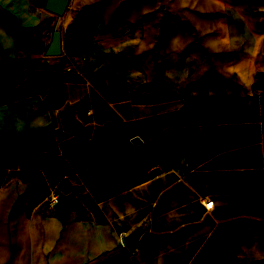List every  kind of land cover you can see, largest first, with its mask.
Returning a JSON list of instances; mask_svg holds the SVG:
<instances>
[{"label": "crops", "instance_id": "1", "mask_svg": "<svg viewBox=\"0 0 264 264\" xmlns=\"http://www.w3.org/2000/svg\"><path fill=\"white\" fill-rule=\"evenodd\" d=\"M44 2L0 0V264H264V0Z\"/></svg>", "mask_w": 264, "mask_h": 264}, {"label": "water", "instance_id": "2", "mask_svg": "<svg viewBox=\"0 0 264 264\" xmlns=\"http://www.w3.org/2000/svg\"><path fill=\"white\" fill-rule=\"evenodd\" d=\"M68 0H45L44 7L57 15H61L66 7ZM61 52V34L60 30L55 28L50 37L48 46L45 49V54H58ZM62 123L65 128L75 132L86 134L89 131V127H83L73 117V105H67L61 113ZM155 169H153L154 171ZM149 228V217L145 216L138 223L133 225L128 231L125 232L123 238L131 251L135 253L137 251V245L142 236Z\"/></svg>", "mask_w": 264, "mask_h": 264}, {"label": "built area", "instance_id": "3", "mask_svg": "<svg viewBox=\"0 0 264 264\" xmlns=\"http://www.w3.org/2000/svg\"><path fill=\"white\" fill-rule=\"evenodd\" d=\"M58 200H59V196H58L57 193L52 192V193L49 194V196H48V202H49V203L54 204V203L58 202ZM212 203H213V200L210 198V199L205 200L204 205H205L206 207H209L208 205H209V204L212 205Z\"/></svg>", "mask_w": 264, "mask_h": 264}, {"label": "snow or ice", "instance_id": "4", "mask_svg": "<svg viewBox=\"0 0 264 264\" xmlns=\"http://www.w3.org/2000/svg\"><path fill=\"white\" fill-rule=\"evenodd\" d=\"M208 206H209V207H212V205H211V204H209Z\"/></svg>", "mask_w": 264, "mask_h": 264}]
</instances>
